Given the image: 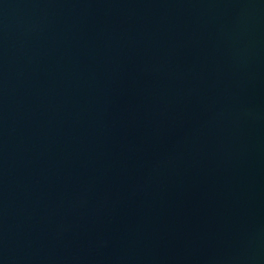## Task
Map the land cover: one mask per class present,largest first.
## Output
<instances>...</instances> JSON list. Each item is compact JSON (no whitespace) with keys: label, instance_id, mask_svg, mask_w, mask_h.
I'll use <instances>...</instances> for the list:
<instances>
[{"label":"water","instance_id":"water-1","mask_svg":"<svg viewBox=\"0 0 264 264\" xmlns=\"http://www.w3.org/2000/svg\"><path fill=\"white\" fill-rule=\"evenodd\" d=\"M0 264H264V0H0Z\"/></svg>","mask_w":264,"mask_h":264}]
</instances>
